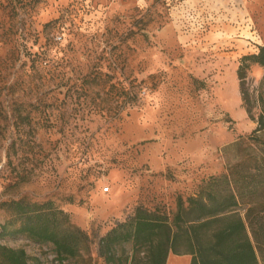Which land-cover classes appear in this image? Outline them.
Here are the masks:
<instances>
[{
	"label": "rangeland",
	"instance_id": "rangeland-1",
	"mask_svg": "<svg viewBox=\"0 0 264 264\" xmlns=\"http://www.w3.org/2000/svg\"><path fill=\"white\" fill-rule=\"evenodd\" d=\"M263 43L264 0H0V203L50 199L90 244L59 262L49 243L0 241L32 264H116L99 239L136 206L172 217L262 147L264 67L247 69L250 113L237 67Z\"/></svg>",
	"mask_w": 264,
	"mask_h": 264
},
{
	"label": "trees",
	"instance_id": "trees-1",
	"mask_svg": "<svg viewBox=\"0 0 264 264\" xmlns=\"http://www.w3.org/2000/svg\"><path fill=\"white\" fill-rule=\"evenodd\" d=\"M250 64L264 67V43L258 51L244 54L237 67L241 99L250 113L246 73ZM264 79V78H263ZM257 126L248 137L262 145L210 175L196 193L176 197L172 217L159 208L136 206L133 214L118 221L100 237L98 255L107 263L165 264L170 252L190 254V264H260L253 241L264 235V99ZM8 213L0 223V239L21 234L37 243H49L59 262L89 252V235L74 225L68 213L52 200L24 197L4 200ZM252 236V238H251ZM130 244V254L117 250ZM0 264H32L26 250L0 241Z\"/></svg>",
	"mask_w": 264,
	"mask_h": 264
},
{
	"label": "crops",
	"instance_id": "crops-1",
	"mask_svg": "<svg viewBox=\"0 0 264 264\" xmlns=\"http://www.w3.org/2000/svg\"><path fill=\"white\" fill-rule=\"evenodd\" d=\"M190 254H174L170 252L167 256L165 264H190Z\"/></svg>",
	"mask_w": 264,
	"mask_h": 264
},
{
	"label": "built area",
	"instance_id": "built-area-1",
	"mask_svg": "<svg viewBox=\"0 0 264 264\" xmlns=\"http://www.w3.org/2000/svg\"><path fill=\"white\" fill-rule=\"evenodd\" d=\"M106 189H107V187H106Z\"/></svg>",
	"mask_w": 264,
	"mask_h": 264
}]
</instances>
